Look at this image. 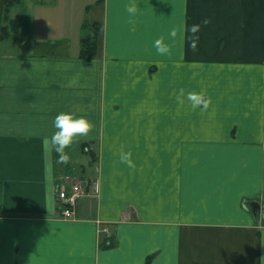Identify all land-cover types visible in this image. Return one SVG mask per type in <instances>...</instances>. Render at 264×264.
<instances>
[{"label": "crops", "instance_id": "0c3cea01", "mask_svg": "<svg viewBox=\"0 0 264 264\" xmlns=\"http://www.w3.org/2000/svg\"><path fill=\"white\" fill-rule=\"evenodd\" d=\"M0 264H264V0H0Z\"/></svg>", "mask_w": 264, "mask_h": 264}, {"label": "built area", "instance_id": "2783aa9c", "mask_svg": "<svg viewBox=\"0 0 264 264\" xmlns=\"http://www.w3.org/2000/svg\"><path fill=\"white\" fill-rule=\"evenodd\" d=\"M83 184L81 181L67 179L60 184L57 192L58 208L61 216L65 219L75 217V209L78 200L83 195Z\"/></svg>", "mask_w": 264, "mask_h": 264}, {"label": "trees", "instance_id": "16d2710c", "mask_svg": "<svg viewBox=\"0 0 264 264\" xmlns=\"http://www.w3.org/2000/svg\"><path fill=\"white\" fill-rule=\"evenodd\" d=\"M99 35V31L93 35H89L83 38V48L81 49V55L85 58H92L95 54L97 41L96 38Z\"/></svg>", "mask_w": 264, "mask_h": 264}, {"label": "water", "instance_id": "95a60500", "mask_svg": "<svg viewBox=\"0 0 264 264\" xmlns=\"http://www.w3.org/2000/svg\"><path fill=\"white\" fill-rule=\"evenodd\" d=\"M254 204H255V208H254V210L259 209V203H258V202H255Z\"/></svg>", "mask_w": 264, "mask_h": 264}]
</instances>
